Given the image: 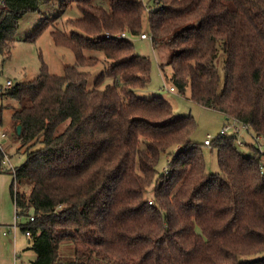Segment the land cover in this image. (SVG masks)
<instances>
[{
    "label": "trees",
    "instance_id": "1",
    "mask_svg": "<svg viewBox=\"0 0 264 264\" xmlns=\"http://www.w3.org/2000/svg\"><path fill=\"white\" fill-rule=\"evenodd\" d=\"M52 1L2 0L3 60L22 17ZM150 2L148 34L169 51L174 91L188 89L195 104L264 139V0ZM76 8L81 17L68 20L78 32L52 31L75 63L62 76L43 65L35 78L0 94L16 102L11 127L25 161L14 168L10 191L15 215L26 218L19 227L35 253L31 264H264V155L256 144L242 153L237 132L218 134L208 147L217 148L219 171L207 173L191 141L193 117H175L162 97L135 94L149 83V59L129 40L103 37L92 47L93 35H84L126 28L137 36L143 2ZM89 51L111 64L88 88L82 69L95 65ZM23 181L28 194L16 191Z\"/></svg>",
    "mask_w": 264,
    "mask_h": 264
},
{
    "label": "rangeland",
    "instance_id": "2",
    "mask_svg": "<svg viewBox=\"0 0 264 264\" xmlns=\"http://www.w3.org/2000/svg\"><path fill=\"white\" fill-rule=\"evenodd\" d=\"M61 1L53 0L50 4L43 6L39 13H27L20 20L18 33L11 45L9 57L3 60L0 56V94L4 93L3 88H5L7 80H11L15 85L21 81L25 82L29 78L37 76L43 65L52 75L62 76L66 69L75 63V58L69 48L54 44L52 31L59 34L63 32L66 35L71 32H78L69 24L68 20L81 17V13L76 8L77 5L87 9L89 5L107 9L111 2V0H69L61 5ZM141 1L144 9L141 12V25L137 36H131L126 28L121 31L91 32L84 35H93L89 36L93 41L92 47L97 46L95 44L96 39L103 37L106 39L105 35H125L126 40L132 43L133 51L137 55L149 59V83L146 88L135 90V94L145 99L154 96L164 98L170 103L175 117L191 115L194 119L191 141L201 148L206 172L217 173L219 171L217 148L203 145L207 136H210V140H215L225 127H229V135L237 130L238 149L242 153L248 150L247 145L254 143L253 138L245 128L234 124L232 120H226L220 112L192 102L189 99L188 89L184 95H180L176 89L174 92L169 90L172 87L170 80L172 68L166 64L169 54L168 49L163 46H154L150 40L139 38L141 34L149 36L147 19L148 14L152 11L150 0ZM39 25H49L50 27L35 37L32 33ZM85 55L93 58L95 64L90 68L82 69L89 73V81L87 82L89 88V83H92L100 71L111 64V61L105 60L102 53L96 51L85 52ZM224 61L225 55L220 53L215 61L220 77L219 91L224 84ZM162 64H165L163 69L160 68ZM15 106L14 99H0V132L6 134L5 139L0 140V163L2 162L1 152L5 153L8 159V162L1 163L0 166V264H31L35 258V253L31 249L28 236L19 227L20 224L26 221V218L15 215V207L10 191L13 173L9 166L12 165L13 168H17L25 161L23 149H19L20 144L14 140V130L11 127L12 108ZM173 149H171L172 152ZM172 152L161 155L158 164L159 171L172 158ZM16 191L28 194L30 184L26 181L20 182L16 184ZM29 214H32V211ZM252 257L254 256L242 257V259H251Z\"/></svg>",
    "mask_w": 264,
    "mask_h": 264
},
{
    "label": "built area",
    "instance_id": "3",
    "mask_svg": "<svg viewBox=\"0 0 264 264\" xmlns=\"http://www.w3.org/2000/svg\"><path fill=\"white\" fill-rule=\"evenodd\" d=\"M1 4H2V0H0V6H1ZM105 38H106V39L115 38V39H117V40H119V39H126V38H125V35H120V36H115V35H105ZM139 38L142 39V40H150V41H151V38H150L148 35H146V34H141V35H139ZM14 86H15V84H14L11 80H7V81H6V84H5V88H3V89H4V91H5V90H7V89L13 88ZM169 90L172 91V92H174V88H173V87H170ZM234 124H236V123L234 122ZM243 128H245V129L247 130L246 127H243ZM228 129H229V127H225V128H223V129L220 131V134L227 133V132H228ZM233 132H237V130H235V131H233ZM5 137H6V134L0 132V140L5 139ZM253 141H254V143L256 144V146H257V148H258V151H259L262 155H264V139L261 138V137L254 136V137H253ZM209 144H210V136H207V138L204 140V145H207V146H208ZM1 153H2V157H3V159H2V163H5L6 161L8 162L7 155H6L5 153H3V152H1ZM5 159H6V160H5ZM9 167H10L9 169L11 170V172L14 174V168L12 167V165H10ZM29 221H33V217H32L31 215H30V217H29ZM26 235L28 236V233H27Z\"/></svg>",
    "mask_w": 264,
    "mask_h": 264
},
{
    "label": "water",
    "instance_id": "4",
    "mask_svg": "<svg viewBox=\"0 0 264 264\" xmlns=\"http://www.w3.org/2000/svg\"><path fill=\"white\" fill-rule=\"evenodd\" d=\"M20 129H21V127L20 126H17V133L18 134L20 133Z\"/></svg>",
    "mask_w": 264,
    "mask_h": 264
},
{
    "label": "crops",
    "instance_id": "5",
    "mask_svg": "<svg viewBox=\"0 0 264 264\" xmlns=\"http://www.w3.org/2000/svg\"><path fill=\"white\" fill-rule=\"evenodd\" d=\"M49 73H50V72H49ZM50 74H51V73H50ZM35 77H36V76H34L33 78H35ZM33 78H29L28 80H31V79H33ZM28 80H27V81H28ZM206 146H207V145H206ZM2 159H3V157H2ZM1 163H2V162H1Z\"/></svg>",
    "mask_w": 264,
    "mask_h": 264
}]
</instances>
